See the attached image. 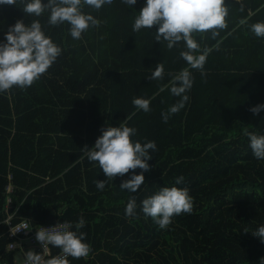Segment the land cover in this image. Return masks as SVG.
<instances>
[{
	"label": "trees",
	"instance_id": "16d2710c",
	"mask_svg": "<svg viewBox=\"0 0 264 264\" xmlns=\"http://www.w3.org/2000/svg\"><path fill=\"white\" fill-rule=\"evenodd\" d=\"M145 3L112 0L98 11L84 6L100 24L78 40L67 23L49 25L48 12L27 16L21 0L0 5V42L17 20L26 25L38 20L62 49L30 87L0 93V221L7 195L17 208L14 222H66L77 231L83 217L79 231L86 233L91 252L67 258L69 264H259L264 242L251 231L264 225V160L253 156L245 132L264 134V110L258 115L249 110L264 104V37L250 30L264 22V0H225L227 28L215 38L211 32L193 34L201 51L211 49L206 75L189 69L194 80L189 100L166 123L162 113L180 97L159 89L169 84L170 73L189 67L180 56L186 47L181 41L168 49L166 41L155 40V27L133 31ZM157 63L164 66V78L149 80ZM136 97L149 99L151 110H137ZM122 123L137 130L133 142L156 143L149 150L150 170L136 192L119 187L132 170L99 190L95 181L106 176L87 159L84 146L91 147L102 128ZM172 186L189 190L193 211L174 215L160 229L141 202ZM132 196L136 212L126 217ZM8 243L0 224V257L13 263L22 254L8 252Z\"/></svg>",
	"mask_w": 264,
	"mask_h": 264
},
{
	"label": "clouds",
	"instance_id": "9594fccd",
	"mask_svg": "<svg viewBox=\"0 0 264 264\" xmlns=\"http://www.w3.org/2000/svg\"><path fill=\"white\" fill-rule=\"evenodd\" d=\"M21 3V9L27 16L39 17L48 12L49 25L67 23L71 37L78 40L90 26L98 27L100 24L92 14L83 12V7L88 6L98 11L105 4L112 3V0H47L46 3L44 0H21ZM123 3L134 6L137 0H123ZM0 5H17V0H0ZM227 16L225 0H146L139 10L133 31L155 27V40L166 41L168 49H172L181 41L186 47V50L180 52V56L189 67L176 74L170 73L172 79L169 84L161 85L159 89L164 91L168 88L171 95L180 97L177 103L170 106L167 113H162L165 123L170 115L178 113L189 100L186 93L194 82L189 69L199 70L202 76L206 75L204 65L211 49L205 47L201 51V46L193 34L211 32L213 38L217 37L220 30L227 28ZM241 23L246 21L241 20ZM250 30L255 36L264 37V22L252 24ZM5 41L0 42V93L8 92L14 86L20 89L30 87L47 72L62 52V49L45 35L38 20H33L27 25L23 20H17L5 32ZM164 74L163 64L157 63L155 70L147 78L163 80ZM132 103L137 110L146 113L151 110L149 99L136 97ZM249 110L258 115L264 110V104H257ZM101 131L102 134L91 147L84 146L87 159L97 163L106 176L105 180L95 181L97 189L103 190L108 181H113L117 176H124L132 170L131 177L122 181L119 187L122 191L136 192L144 183L143 173L150 170L148 160L152 156L149 150L155 151L156 143L133 142L131 137L137 130L126 123L107 126ZM245 134L249 137L253 156L264 160V134L247 131ZM137 168L142 170L139 174L135 172ZM182 182V176L176 178V184ZM141 203L143 213L153 218L160 229L167 228L174 215L191 214L193 211V198L189 195V190L176 186L162 187ZM135 212L136 199L132 196L127 202L125 215L131 217ZM85 224L84 218L80 217L75 224L77 231H72V225L66 222L39 228L36 231V240L42 245L43 253L35 252L40 251L38 246H28L29 250L26 249L25 253L27 264H69L67 257L87 258L91 247L85 242L86 233L79 231ZM251 233L264 242V225ZM49 246L58 248L60 254L45 259L46 255H50ZM259 264H264V257L260 259Z\"/></svg>",
	"mask_w": 264,
	"mask_h": 264
},
{
	"label": "built area",
	"instance_id": "2783aa9c",
	"mask_svg": "<svg viewBox=\"0 0 264 264\" xmlns=\"http://www.w3.org/2000/svg\"><path fill=\"white\" fill-rule=\"evenodd\" d=\"M10 190V187H7V191ZM11 205L9 202L6 204L4 208V212L6 213V217L3 219V223L6 225V235L9 239V243L7 244V251L14 252L19 250L21 252L22 260L20 262H16L15 257H13L12 262L10 263L6 259H2L0 257V264H27L26 261V249L28 246H38L40 251H35L37 253H43L42 245L36 240V231L41 227H52L57 223H65V222H54L41 224L38 226H33L28 220L20 219L17 222H14L15 212H11ZM15 232V234H13ZM50 255H46L44 258L48 259L50 257H54L60 254V250L58 248H53L49 246ZM68 258V257H67Z\"/></svg>",
	"mask_w": 264,
	"mask_h": 264
},
{
	"label": "crops",
	"instance_id": "0c3cea01",
	"mask_svg": "<svg viewBox=\"0 0 264 264\" xmlns=\"http://www.w3.org/2000/svg\"><path fill=\"white\" fill-rule=\"evenodd\" d=\"M236 1H240V0H236ZM11 179V174L10 173H8L7 174V180L9 181ZM10 187V190L9 191H7V187ZM5 190H6V192L7 193H9V192H11V190H12V184L9 182L6 186H5ZM9 202V204L11 205V197L9 196V195H7V197H6V199H5V205H4V208H5V206H6V204ZM12 207V206H11ZM12 209V208H11ZM11 212H14V211H17V208H15V209H12V210H10ZM4 214H5V216L3 217V219L6 217V213L4 212ZM15 215H16V212H15ZM15 218V217H14ZM3 219L0 221V224H4L3 223ZM26 220H28V219H26ZM29 221V220H28ZM30 222V221H29ZM31 223V222H30ZM5 225V224H4ZM6 226V225H5ZM34 226V225H33ZM6 248H7V246H6ZM15 257V256H14ZM16 260V259H15ZM16 262H19V261H17L16 260Z\"/></svg>",
	"mask_w": 264,
	"mask_h": 264
},
{
	"label": "rangeland",
	"instance_id": "374dc122",
	"mask_svg": "<svg viewBox=\"0 0 264 264\" xmlns=\"http://www.w3.org/2000/svg\"><path fill=\"white\" fill-rule=\"evenodd\" d=\"M27 250H29V248ZM15 259L20 262L22 260V257L21 255L15 254Z\"/></svg>",
	"mask_w": 264,
	"mask_h": 264
}]
</instances>
